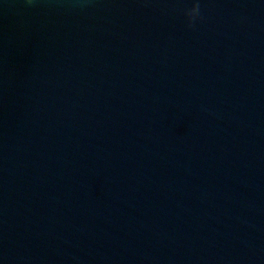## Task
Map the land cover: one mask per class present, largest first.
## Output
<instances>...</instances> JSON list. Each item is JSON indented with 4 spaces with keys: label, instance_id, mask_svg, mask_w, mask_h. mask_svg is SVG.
<instances>
[{
    "label": "water",
    "instance_id": "1",
    "mask_svg": "<svg viewBox=\"0 0 264 264\" xmlns=\"http://www.w3.org/2000/svg\"><path fill=\"white\" fill-rule=\"evenodd\" d=\"M0 264H264V0H0Z\"/></svg>",
    "mask_w": 264,
    "mask_h": 264
}]
</instances>
